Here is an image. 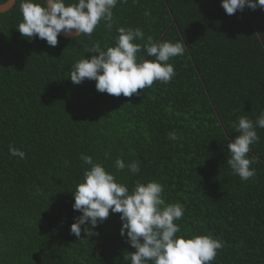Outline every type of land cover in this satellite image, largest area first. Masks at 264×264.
Masks as SVG:
<instances>
[{
    "label": "trees",
    "instance_id": "1",
    "mask_svg": "<svg viewBox=\"0 0 264 264\" xmlns=\"http://www.w3.org/2000/svg\"><path fill=\"white\" fill-rule=\"evenodd\" d=\"M22 19L20 0L0 13V264H130L124 256L135 249L120 235V213L110 211L98 235L70 233L82 214L73 191L90 167L82 155L130 190L159 182L165 203L184 208L177 235L224 242L211 264H264V128L248 153L253 178L242 181L226 163L239 135L233 122L264 111V8L228 15L221 0H119L111 29L102 20L91 36H58L54 47L23 37ZM120 27L142 30L137 55L148 60V36L185 42L169 61L175 77L131 97L101 93L93 80L73 84V65L96 43L114 46Z\"/></svg>",
    "mask_w": 264,
    "mask_h": 264
},
{
    "label": "clouds",
    "instance_id": "2",
    "mask_svg": "<svg viewBox=\"0 0 264 264\" xmlns=\"http://www.w3.org/2000/svg\"><path fill=\"white\" fill-rule=\"evenodd\" d=\"M3 2V0H0ZM119 0H20L22 21L17 30L25 38L37 37L48 45L56 46L58 36L76 37L81 34L91 36L100 22L106 21L111 29L113 9ZM252 10L264 8V0H221V7L226 14L233 15L243 11L245 7ZM149 15V13H145ZM114 46L102 48L99 43L93 45L90 57L78 60L72 68L70 79L73 84H80L85 79L95 81L96 90L119 97L139 95L138 90L152 87L155 81L168 83L176 72L169 61L185 52V42L157 41L148 36L143 44V51L153 60L138 57L142 45L137 40H144L145 34L140 28L120 27ZM236 135L228 143L230 157L226 163L233 173L242 181L256 175L250 165L256 163L255 157L249 158L250 147L259 142L257 127L264 128V111L255 121L241 116L238 123L233 122ZM168 138L175 141V130ZM9 153L20 158L25 152L9 145ZM80 159L89 165L83 172V179L77 185L74 195L73 209L81 215L75 218L70 233L77 239L83 232L91 237L98 235L94 231L111 213H120L122 227L120 235L134 252L124 256L130 264H211L217 251L224 242L210 235H177L180 226L175 221L184 215V208L179 202L165 203L162 198L163 186L150 180L146 183L137 181L129 187L117 181L116 176L106 170L102 163L91 156L82 155ZM67 163V162H66ZM117 171L126 168L121 158L115 160ZM132 174L140 171V162L133 161L127 165ZM83 226V229L82 227Z\"/></svg>",
    "mask_w": 264,
    "mask_h": 264
},
{
    "label": "water",
    "instance_id": "3",
    "mask_svg": "<svg viewBox=\"0 0 264 264\" xmlns=\"http://www.w3.org/2000/svg\"><path fill=\"white\" fill-rule=\"evenodd\" d=\"M16 1L17 0H7V2H5L3 4L0 3V13H5V12L9 11L15 5ZM59 36L65 38V39L76 38L75 30H73V35H71V36L65 35L63 32H61V34Z\"/></svg>",
    "mask_w": 264,
    "mask_h": 264
}]
</instances>
